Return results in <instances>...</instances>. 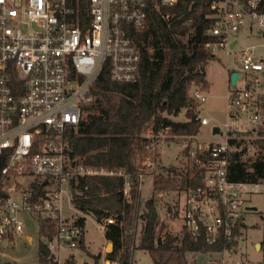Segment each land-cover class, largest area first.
<instances>
[{
    "label": "built area",
    "instance_id": "1",
    "mask_svg": "<svg viewBox=\"0 0 264 264\" xmlns=\"http://www.w3.org/2000/svg\"><path fill=\"white\" fill-rule=\"evenodd\" d=\"M157 1L158 7L166 8L180 2ZM260 1L208 0L212 40L205 49L235 55L241 73L226 99V141H191L184 150V167L189 162L198 166L202 182L184 190V236L205 239L209 245L230 244L210 253L221 256L211 264H250L245 257H231L241 240L236 231H242L246 214L253 211L247 203L253 192L247 187L264 188V181L230 180L229 141L264 126V59L256 57L254 47L233 52L241 31L264 38ZM151 2L0 0V249L12 248L15 237L25 233L22 214L55 222L53 235L44 241L55 264H66L69 258L64 253L80 247L85 227L63 213L72 182L122 172L98 170L72 159L66 134L81 123L83 104L91 100V87L104 67H109L115 82L137 80L140 57L129 33L147 26ZM207 98L196 86L189 101L201 105ZM199 120L201 126L209 125L207 118ZM147 136L155 137L151 130ZM156 147V141L147 146L145 172L155 166L151 154ZM123 194L130 197L129 182ZM110 223L112 218L105 219L104 225Z\"/></svg>",
    "mask_w": 264,
    "mask_h": 264
},
{
    "label": "trees",
    "instance_id": "2",
    "mask_svg": "<svg viewBox=\"0 0 264 264\" xmlns=\"http://www.w3.org/2000/svg\"><path fill=\"white\" fill-rule=\"evenodd\" d=\"M157 3H150L147 26L142 30L132 28L129 33L140 57L137 80L115 82L109 67H104L91 87V100L83 104L81 123L66 134L72 159L98 170L122 172L114 176L79 177L72 182L71 189L80 225L85 227L88 215L101 225L105 219H113V223L104 225L105 239L112 245L105 258L111 264H132L136 249L147 251L154 264H189V253L210 254L230 246L223 242L209 245L205 239L193 241L186 236L181 245L172 235L160 239L164 225L159 222L158 192L201 185L200 169L191 162L182 172L171 169L173 177L156 175V193L145 201L143 208L141 205V178L148 174L142 164L147 146L163 134L171 141H193L201 125L194 102L189 101L190 92L196 86L208 89L206 67L216 57L205 49V44L212 40L208 34L212 24L208 0H180L173 8L158 7ZM260 7L264 11V0ZM182 111L186 120L176 121L174 118ZM150 130L155 137L147 136ZM244 135L233 136L229 141L230 180L264 181V139L255 141L257 158L248 164L242 160L247 151ZM126 182L130 183L129 198L123 194ZM140 225L142 236L136 243ZM39 226L43 238L51 237L55 231V222L50 219H40ZM240 234L236 231V236ZM80 247L84 248L83 242ZM93 257L98 259L100 255ZM38 259L39 264H55L44 241L39 244ZM0 264L11 263L0 257ZM66 264H75L73 256Z\"/></svg>",
    "mask_w": 264,
    "mask_h": 264
},
{
    "label": "rangeland",
    "instance_id": "3",
    "mask_svg": "<svg viewBox=\"0 0 264 264\" xmlns=\"http://www.w3.org/2000/svg\"><path fill=\"white\" fill-rule=\"evenodd\" d=\"M239 43L234 53L238 51L254 47L256 57L264 59V38L257 36L248 37L245 31L239 33ZM239 69L235 60V55L227 56L225 51H219L215 60L211 61L207 67V79L209 82L208 98L206 102L200 104L194 103L195 111L200 117L209 120V125L201 126L199 133L193 141L199 142H224L227 139V132L224 124L227 121L226 115V98L229 92L228 71ZM176 121H185V111L174 118ZM219 126L221 134H213V127ZM262 132V133H261ZM169 136H159L155 138L157 142L156 150L151 154V159L155 162L152 170L141 178L140 200L142 208L147 199L155 195L154 183L156 175L162 174L165 177H173L171 169L178 172L184 170L185 158L184 150L187 140L174 138L169 140ZM246 140L247 151L243 155L242 160L251 164L257 158V146L255 141L264 139V126L255 134L242 136ZM176 156L178 158H176ZM153 171L152 173H150ZM178 181H182L178 177ZM263 186V185H262ZM248 191L253 192L248 197V205L254 210L245 216V226L241 231V240L237 252L231 257L233 260L247 258L250 264H264V188L254 190L252 186L247 187ZM157 195V211L159 214L160 225L164 228L160 233V239H164L166 235L177 237V244L181 245L184 238L183 232V211L185 203V194L183 189L171 190L166 192H158ZM64 217L76 218L80 213L74 208L71 197L67 198L63 209ZM21 219L25 223V233L15 237L14 246L12 248H1L0 257L3 261L11 264H39L38 247L45 238L40 236L39 215L38 214H22ZM25 236H30L31 241L28 242ZM142 236V225L139 226L136 234V243H139ZM85 241L89 253L101 255L99 260L92 257L83 249H75L69 252L74 255L75 264H106L103 253L107 251L108 242L105 239L104 231L94 217L88 215L85 224ZM243 241V244L241 242ZM66 255V252L64 253ZM66 257V258H68ZM189 264H211V259H219L220 255L215 254H199L189 253L186 256ZM119 264V263H112ZM132 264H154L150 254L147 251L136 249L133 253Z\"/></svg>",
    "mask_w": 264,
    "mask_h": 264
},
{
    "label": "crops",
    "instance_id": "4",
    "mask_svg": "<svg viewBox=\"0 0 264 264\" xmlns=\"http://www.w3.org/2000/svg\"><path fill=\"white\" fill-rule=\"evenodd\" d=\"M247 33V32H246ZM247 36H248V34H247ZM249 37V36H248ZM238 71V69H233V70H229L228 71V83H229V90H230V88H231V82H230V78H231V75L233 74V73H235V72H237ZM208 80V79H207ZM209 90V82H208V89L207 90H205V92H206V94H207V91ZM228 95V94H227ZM208 96V95H207ZM227 99V98H226ZM226 106H227V104H226ZM215 127V126H214ZM176 158H178L177 156H176ZM100 226H101V224H100ZM101 228L103 229V231H104V228L101 226ZM29 238H30V240H26V241H28V242H30L31 241V237L30 236H28ZM108 242V241H107ZM241 244H243V241L241 242ZM83 246H84V248H81V247H79L78 249H83V250H85V251H87L88 250V247H87V244H86V241H85V237H84V240H83ZM112 250V245L108 242V245H107V251L105 252V253H103L104 255H103V257L105 258V256H106V254L108 253V252H110ZM69 252L70 251H68V252H66V255H64V257H68V254H69ZM88 253H89V251H87ZM92 257L93 256H99V255H94L93 253L91 254V253H89ZM74 255L75 254H70V256L68 257V258H70V257H72L73 256V259H74ZM102 256L100 255V258H101ZM100 258H98V259H96V260H99ZM105 261H106V264H111L110 263V261H108V260H106V258H105Z\"/></svg>",
    "mask_w": 264,
    "mask_h": 264
},
{
    "label": "water",
    "instance_id": "5",
    "mask_svg": "<svg viewBox=\"0 0 264 264\" xmlns=\"http://www.w3.org/2000/svg\"><path fill=\"white\" fill-rule=\"evenodd\" d=\"M240 76H241V73H239V72H235V73H233V74L231 75L230 82H231V85H232V86H235V85H236V82H237L238 78H240ZM212 132H213L214 135H216V134H221L220 127H219V126H215V127L213 128V131H212ZM250 209H251V210H254L253 207H250ZM262 219H263V217H262Z\"/></svg>",
    "mask_w": 264,
    "mask_h": 264
}]
</instances>
